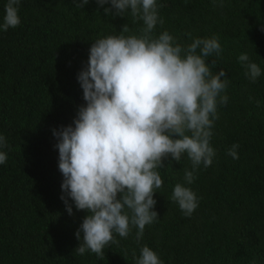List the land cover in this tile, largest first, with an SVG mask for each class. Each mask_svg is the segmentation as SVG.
Here are the masks:
<instances>
[{
  "label": "trees",
  "instance_id": "obj_1",
  "mask_svg": "<svg viewBox=\"0 0 264 264\" xmlns=\"http://www.w3.org/2000/svg\"><path fill=\"white\" fill-rule=\"evenodd\" d=\"M7 2L0 0V24ZM79 2L21 0V24L0 30V135L9 145L0 149L7 153L0 165V264H136L133 251L139 258L144 245L163 264H264V0H157L164 23L154 36L168 31L184 46L219 38L221 54L207 60L215 61L213 74L226 71L230 83L221 95L228 103L218 105L213 164H201L189 185L187 154L180 162L165 159L158 169L164 183L154 195L158 220L146 225L139 242L136 228L127 238L116 235L119 243L106 246L103 259L75 253L87 212L73 203L69 215L60 198L64 177L53 130L73 124L86 104L78 74L91 45L120 35L125 24L124 35H140L144 24L130 10L123 17L105 14L110 3L89 0L80 9ZM242 53L261 68L254 83L238 60ZM233 144L240 146L238 159L227 154ZM177 183L199 199L190 217L171 200Z\"/></svg>",
  "mask_w": 264,
  "mask_h": 264
},
{
  "label": "clouds",
  "instance_id": "obj_2",
  "mask_svg": "<svg viewBox=\"0 0 264 264\" xmlns=\"http://www.w3.org/2000/svg\"><path fill=\"white\" fill-rule=\"evenodd\" d=\"M20 2L8 0L0 30L21 24ZM96 2L101 7L111 4L104 8L107 15L123 17L130 10L132 18L144 24L140 35H124L130 31L125 24L120 35L91 45L87 65L78 74L86 104L79 107L73 124L53 130L64 177L60 198L69 215H74L73 203L87 212L76 232L81 243L75 253L90 251L103 259L106 246L119 243L116 235L127 238L136 228L139 242L146 225L158 220L154 195L164 183L158 169L165 167V159L180 162L187 154L192 170H184V180L189 185L201 164H213V128L218 105L228 103L221 93L230 81L223 69L213 74L215 61L207 60L222 52L218 37L195 38L184 46L168 31L153 35L157 24L164 23L158 12L164 5L157 0ZM88 3L80 0L76 7ZM238 60L245 76L256 82L261 68L246 53ZM8 147L0 135V149ZM239 147L233 144L227 154L238 159ZM6 161L7 153L0 151V165ZM171 200L186 217L199 206L197 194L181 183L175 185ZM133 258L136 264H163L147 245L139 258L133 251Z\"/></svg>",
  "mask_w": 264,
  "mask_h": 264
}]
</instances>
